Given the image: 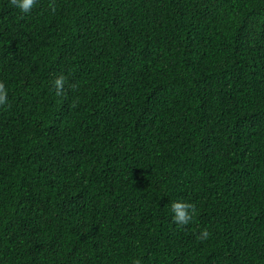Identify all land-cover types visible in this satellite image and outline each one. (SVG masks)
I'll use <instances>...</instances> for the list:
<instances>
[{
    "label": "trees",
    "instance_id": "obj_1",
    "mask_svg": "<svg viewBox=\"0 0 264 264\" xmlns=\"http://www.w3.org/2000/svg\"><path fill=\"white\" fill-rule=\"evenodd\" d=\"M0 83V264H264V0H0Z\"/></svg>",
    "mask_w": 264,
    "mask_h": 264
},
{
    "label": "clouds",
    "instance_id": "obj_2",
    "mask_svg": "<svg viewBox=\"0 0 264 264\" xmlns=\"http://www.w3.org/2000/svg\"><path fill=\"white\" fill-rule=\"evenodd\" d=\"M54 3V0H53ZM11 6L19 10L20 13L24 15L31 14L34 6L37 4V0H10ZM51 7V5H50ZM55 10L54 8L52 9ZM67 78L64 75H58L53 81V88L55 89L56 95H62ZM9 90L4 83H0V106H5L8 103ZM170 210L172 213V220L178 226H187L190 224L195 215L196 210L194 205L191 203L184 202L182 200H177L170 205ZM210 233L207 229L200 232L198 239L206 240Z\"/></svg>",
    "mask_w": 264,
    "mask_h": 264
}]
</instances>
